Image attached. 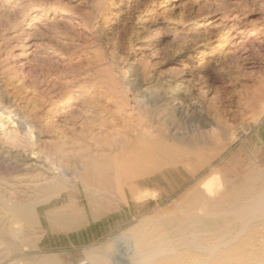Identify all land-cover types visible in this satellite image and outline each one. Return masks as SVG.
Masks as SVG:
<instances>
[{"label":"rangeland","instance_id":"rangeland-1","mask_svg":"<svg viewBox=\"0 0 264 264\" xmlns=\"http://www.w3.org/2000/svg\"><path fill=\"white\" fill-rule=\"evenodd\" d=\"M236 7L243 22L264 20V0H0V125L19 137L0 130V195L35 215L32 226L16 221L0 197V264H124L125 237L146 243L133 264H264V56L248 69L235 53L225 18ZM103 108L128 124L83 128ZM27 128L33 163L54 154L65 172L78 169L67 188L41 172L14 187L2 160L29 154ZM169 157L185 164L136 179L81 175L93 160L140 173ZM196 189L207 204L191 219Z\"/></svg>","mask_w":264,"mask_h":264},{"label":"bare ground","instance_id":"bare-ground-1","mask_svg":"<svg viewBox=\"0 0 264 264\" xmlns=\"http://www.w3.org/2000/svg\"><path fill=\"white\" fill-rule=\"evenodd\" d=\"M235 11H236V16L235 17H233L232 19H230V18L226 19L225 18V21L227 23L225 25V27L226 26L229 27V30H228L227 33H228V35L231 36L229 41L232 43L234 40L239 39L237 44H235V53L238 54L240 60L244 63V65L248 69H254V68L257 67V63H256L257 60L256 59L261 57V56H264V20L260 19V20H257L256 22H250V23L243 22V18L244 17H240V19H242V20H240L238 18H239V16H243L245 10L241 9L240 7H236ZM24 36H25L24 43H28L29 39H30L29 34L28 33L24 34ZM35 46L36 45L33 44V45H29L28 47L30 49H32V47H35ZM45 46L50 48V49H54V45H52V44L51 45H45ZM84 77H86V75ZM84 77L82 78L83 81L79 82V84L77 86L76 90L78 92H82L86 88H88V87H86L87 83L85 82L86 78H84ZM73 92L74 91L70 89L71 95H72ZM59 94H61V93H59ZM101 94H103V93H101ZM52 95H53V93H52ZM56 95H58V94H56ZM54 96L55 95H53L52 97H54ZM95 96H99V95H94V97ZM157 102H155L156 106L159 105V101H157ZM68 103H70V102H68ZM148 104H150V103L146 102V104L143 107H149ZM53 105H56V102H53ZM71 105H72V102H71V104L68 105V108H69L68 111H72L73 109H75V107H71ZM163 105L164 104L159 105L158 108L162 107ZM105 109L106 108H103V110L100 111L99 119H97V121L88 122V119L85 120L86 122L83 121L81 123L83 128H86L87 124L95 125L93 123L96 122L97 123L96 125L99 128V131H101V132L105 131L107 133H109V132L111 133L112 131L115 130L116 125L119 124L120 122H121V124L122 123H127L124 120L126 118H123L122 120L119 119V117L117 115L118 114L117 112H113L112 111V112H109V116L104 115V113L106 112ZM129 115H131V113L130 114L126 113V117H128V119H129ZM137 120L140 121V118L136 119L135 121H137ZM142 123H143V121H142ZM121 124H120V126H121ZM0 130H3L2 132L5 133V135L8 137V139L11 140L14 144H18L19 137L17 135L18 134V130L16 129V127H10L8 125V123L7 124L3 123V124L0 125ZM24 134H25V136L27 138V141L29 142V146L31 147V148H28V150H27V151H29V154H27L26 151H25L24 155H23V158H21L20 160L18 159V161H13L12 160L13 158H8V157H6V158H4V160H2V162L4 164L9 165L10 170H12V174H13V177L15 178V182H16V184L14 183L15 184L14 187H24L23 183L27 181V179H25L26 176H28V175H30L31 173H34V172H41L38 175L40 177H44L43 179H46V180L47 179H53L54 180L53 181L54 184L60 183V184L64 185L65 187L70 185L69 177H70V173L71 172L68 173L67 170L65 172L63 170V168L60 166V164H62V161L65 160V158L63 156H60V158L58 157L57 160L55 161L54 154L53 155L51 154V155H48L45 158V161L43 162V165H41V166L40 165H36V163L35 162L33 163L32 161L34 159H36V158H40V154H39V152H36L37 143H35V137L33 136V131H31L30 129L27 128V129H25ZM180 142H181V140H180ZM93 161H94L93 164H91L89 166H86V167H83L81 169L82 170L81 175L86 176V174H89L90 172H93V173L100 174V176H101V173H103L105 171H106L105 173L113 171L118 176V178L123 177L126 174L127 176H131L132 175V176L135 177L134 179H136V178H140V177H144V176L147 177V175H144L146 172H147L148 175H150V173L152 174V173H156V172H159V171L162 172L163 170H166V169H169V168H174V167H177L178 165H182L183 166L185 164V163H183L184 162L183 160H180L178 158L175 159V158L169 157V158L166 159V161L157 162L156 166H155V168L153 170H149L148 167H145V170L143 169L144 172L141 171L139 173V172H137L136 169H133L132 165L129 166V167L128 166H126V167L125 166H122V167L121 166H116L115 168H113V166H110V165H105V166L102 165L103 162L99 163V162H97V160L96 161L93 160ZM105 163H109V162H105ZM135 168H137V166H135ZM181 168H183V167H181ZM71 170H72L73 173H77L78 172V169H75L73 167H71ZM185 170H187V169H185ZM73 173H71L72 176H73ZM103 175H104V173H103ZM50 177H53V178H50ZM18 178H19V180H18ZM204 187H205L206 191L212 196L213 195L212 193L214 192L213 191L214 190V182H213V180L210 179L208 182H206V184H204ZM135 188H133V190H134L133 191L131 189V186H130V189L133 191L132 194H136L138 196L137 197L138 200H144L145 201L148 198L150 199L151 194H148V192H138L137 190H135ZM218 191H221L220 187L218 188ZM0 197H1L2 205L4 206V208L7 211L11 212L12 217L16 221L25 222V223H27L26 225H30V226L35 225V215L33 213L34 212V209H33L34 207H32V205L31 206L30 205L22 206V205L16 204L15 202H13V200L7 198L6 196H2V194L0 195ZM188 199H189L188 200L189 201V205H188L189 209H187V210L188 211L190 210V216H191V217H188V218H191V219L198 218L199 214L196 215L195 212H193V211H195L200 206H203V205L207 204V202H205V199L203 198L202 193L198 189H196L190 195V198H188ZM182 210L184 212V209H182ZM203 216H204V214H203ZM182 219L183 220L186 219V216H183ZM11 229L14 232V235H15L14 238H16V239L24 238V232H23L24 228L23 227L20 228L19 225L16 224V225H13L11 227ZM117 242H118V246L123 247L124 251H125V256L122 257V258H119L121 263H124V264H133L131 262V260H130V256H132L137 251H142L143 248L146 247V243L143 240H140V239L134 241V240L128 239V238L126 239V237H125V239H123L121 241L118 240ZM160 252H163V251H160ZM156 254H158V253H156ZM156 254L144 255V258L145 259H148V258L150 259L151 257H153V255H156ZM91 261L93 262V264H106V262L102 258H100L98 256H93L91 258ZM43 262H44L43 264H51L50 260H48V259L44 260ZM87 262L91 263L89 261H87Z\"/></svg>","mask_w":264,"mask_h":264},{"label":"built area","instance_id":"built-area-1","mask_svg":"<svg viewBox=\"0 0 264 264\" xmlns=\"http://www.w3.org/2000/svg\"><path fill=\"white\" fill-rule=\"evenodd\" d=\"M73 264H89L87 262H79V263H73Z\"/></svg>","mask_w":264,"mask_h":264}]
</instances>
